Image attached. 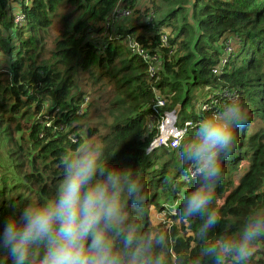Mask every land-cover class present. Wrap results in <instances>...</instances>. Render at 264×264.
Instances as JSON below:
<instances>
[{
	"label": "trees",
	"instance_id": "1",
	"mask_svg": "<svg viewBox=\"0 0 264 264\" xmlns=\"http://www.w3.org/2000/svg\"><path fill=\"white\" fill-rule=\"evenodd\" d=\"M134 2L28 0L14 6L15 0H0V55L5 56L0 67V141L12 144L7 162L16 176L0 164V231L26 203L50 198L62 179L64 154L76 141L94 138L111 165L138 169L142 176L147 203L142 208L126 207L137 234L166 235V243L156 251L167 264H177L178 258L180 264L197 260L212 264L201 256V221L190 226L174 215L194 187L185 178L177 151L195 127L185 131L175 149L145 150L164 112L177 109V127L186 121L193 124L223 104V90L234 92L249 122L237 129L235 151L223 164L216 202L222 220L211 235L236 238L247 215L264 208V0H149V8L142 11L145 16L148 9L161 14L155 23L141 25L154 23L150 32L136 36L137 27L126 25L111 34L113 25L125 17L110 23L104 33L117 4L133 10ZM186 10L194 25L186 21ZM13 13L23 16L21 27H13ZM162 29L169 32L168 49L158 44ZM127 37L160 56L161 67L153 79L147 78L140 59L124 51ZM227 39L233 51L224 55ZM87 85L99 91L112 89L106 102L110 125L100 130L89 123L91 103L84 104ZM155 93L163 107L154 106ZM209 96L216 105L202 111ZM195 99L197 111L192 105ZM146 131L147 138H142ZM0 264H11L3 249ZM251 264H264V241L257 244Z\"/></svg>",
	"mask_w": 264,
	"mask_h": 264
},
{
	"label": "clouds",
	"instance_id": "2",
	"mask_svg": "<svg viewBox=\"0 0 264 264\" xmlns=\"http://www.w3.org/2000/svg\"><path fill=\"white\" fill-rule=\"evenodd\" d=\"M248 122L242 101L232 96L203 115L178 146L180 166L194 187L174 215L190 226L201 221V256L212 264H251L257 244L264 241V208L247 215L236 238L211 235L222 220L216 202L223 164L233 156L237 129ZM61 169L62 179L50 198L26 203L4 223L0 249L11 264H167L156 251L166 243V235H138L128 221L126 207L142 208L148 199L138 169L111 165L94 138L76 141L64 154Z\"/></svg>",
	"mask_w": 264,
	"mask_h": 264
},
{
	"label": "built area",
	"instance_id": "3",
	"mask_svg": "<svg viewBox=\"0 0 264 264\" xmlns=\"http://www.w3.org/2000/svg\"><path fill=\"white\" fill-rule=\"evenodd\" d=\"M28 0H15L14 6H17L19 3H26ZM129 16V10L122 8L119 4L115 7V9L112 11V13L109 15V18L106 19V23L104 25V33H106L107 28L109 27L110 23L117 21L118 19H122ZM152 21V15L151 13L147 16L146 22ZM109 22V24H108ZM12 24L13 27L18 28L21 27L24 24V18L20 13H13L12 18ZM125 47L127 52L131 56H135L138 59L141 60V62L145 66V74L148 79H153L157 71L161 67V61L160 56L155 51H150L145 49L141 46L139 42H137L133 37H127L125 42ZM158 44L160 48L168 49L167 44V33L162 29L159 32L158 36ZM233 51V44L230 39H227L223 43V54L229 55ZM170 55V51L168 50L165 54L166 57ZM224 60H220L219 64L223 65ZM213 73H216V69L212 71ZM154 93V91H153ZM155 107H163V100L160 99L158 93H155ZM236 96L234 92L230 93L227 90H223L221 93L220 100L223 101V103L228 100L230 97ZM209 102L207 106L202 105L201 110L206 111L208 109H211V107L216 105V101H214V98L212 96L208 97ZM176 109H174L171 112H164L162 116H160V120L157 124L156 128V134L150 144L148 145L147 149L145 150L146 153H149L153 149L159 148V147H169L170 149H175L180 140L182 139L185 131L188 130V128L196 127V124L198 121L191 124L190 122L186 121L182 124L181 127L176 126ZM150 122H152L153 116L148 117Z\"/></svg>",
	"mask_w": 264,
	"mask_h": 264
},
{
	"label": "rangeland",
	"instance_id": "4",
	"mask_svg": "<svg viewBox=\"0 0 264 264\" xmlns=\"http://www.w3.org/2000/svg\"><path fill=\"white\" fill-rule=\"evenodd\" d=\"M156 2H157V0H156ZM134 6H135L134 9L132 8L133 10L128 9L129 10V16H127L126 19H123V21L119 22V23L116 22L113 25V28L111 29V34H115V28L117 26L124 27L127 25V26L137 27L135 29V32H134V34L136 36L137 35H144V34L150 32V28L154 25V23L156 21L161 19V14L153 13L151 9H148L147 15L149 12H152V14H151L152 15V21L154 23H151L147 28H144L143 26L146 24L147 15L145 16V14L142 11L144 8H149V6H150L149 0H135ZM135 9H137L138 11H134ZM188 14H189V12H188V10H186V13H185L186 21L189 23V25H194L193 22L191 21V19L189 18ZM58 21H59V19H55L54 23H58ZM141 25H143V26H141ZM52 33H53V31H52ZM167 33H169V32H167ZM50 36L53 38L55 35L51 34ZM123 43H124V41H123ZM124 51H126V49ZM4 65H5V56L0 55V67H2ZM87 89L89 90V92L84 98L85 99L84 104L91 103V109H89L87 111V115L89 116V123L91 125H97L99 130L104 128V127L109 126L110 125V123H109L110 117L108 116V114L106 112L109 104H106V102L108 100L109 94L112 91V89L107 88L105 91H99L96 89H91L88 85H87ZM203 91H204V89L199 90V92H203ZM198 96H199L198 94L195 95L196 98H198ZM192 105H193V110L197 111L198 105H199L198 99H195V101L192 102ZM186 108H187L186 111H189L190 106L187 105ZM176 111H177V109L175 110V112ZM103 117H104L105 121L100 122L99 120L102 119ZM39 123L41 124V121H39ZM85 123H86V121L84 122V124ZM80 134H81V132H80ZM11 146H12V144L6 143L5 141H2V142L0 141V164L4 163L5 166L8 168V172L10 174H12L14 177H16L13 173V170H11L9 168L10 167L9 162H7V154H8L7 150L9 151L11 149ZM256 257L258 258L260 256L257 255Z\"/></svg>",
	"mask_w": 264,
	"mask_h": 264
}]
</instances>
